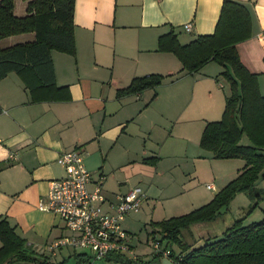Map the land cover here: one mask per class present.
I'll use <instances>...</instances> for the list:
<instances>
[{
  "label": "crops",
  "instance_id": "crops-1",
  "mask_svg": "<svg viewBox=\"0 0 264 264\" xmlns=\"http://www.w3.org/2000/svg\"><path fill=\"white\" fill-rule=\"evenodd\" d=\"M29 1L15 0L17 16L27 13ZM223 1L75 0V52L51 50L55 85L62 88L33 93L26 83V77L34 76L29 71L13 70L0 79V218L8 219L40 257L64 263V250L70 248L75 264L81 262L75 254L87 252L90 259L83 261L87 264L93 254L71 246L50 249L70 230L58 213L41 209L38 203L48 194L53 178L68 174L67 166L57 161L64 150L82 151L92 172L90 188L99 181L107 197L102 204L105 212L112 211L111 202L117 203L131 187L146 192L142 207L122 221L127 232L136 223L183 215L207 204L215 194H205L206 182L207 192L221 189L217 182H208L206 174L210 165L230 158L217 159L200 141L207 122L222 117L231 93L221 76L225 66L210 60L190 73L181 68L173 51H161L158 41L171 30L182 43L198 34L214 33ZM238 2L251 14L252 35L237 48L242 62L259 74L264 94V0ZM190 21L192 29L186 31L184 24ZM34 36L32 32L11 34L1 38L0 45L30 41ZM153 73L164 77L158 86L119 94L134 77ZM221 78L226 82L221 83ZM238 173L214 176L224 183ZM210 183L213 187L208 188ZM153 252L154 247L147 260L135 253L139 264H163L164 256L152 260ZM108 259V264H134L114 252L107 254ZM8 264L40 263L15 259Z\"/></svg>",
  "mask_w": 264,
  "mask_h": 264
},
{
  "label": "trees",
  "instance_id": "trees-1",
  "mask_svg": "<svg viewBox=\"0 0 264 264\" xmlns=\"http://www.w3.org/2000/svg\"><path fill=\"white\" fill-rule=\"evenodd\" d=\"M74 4L75 0H30L26 6L27 13L17 16L15 0H0V39L21 32L35 34L30 41H20L7 47L0 45V79L13 70L18 73L29 71L34 76L26 77V83L33 93L53 87L57 90L62 88L55 85L51 50L75 52ZM251 35L252 17L247 6L238 0H224L214 33L198 34L191 42L182 43L171 30L161 35L158 41L159 49L173 51L183 64L181 68L190 73L210 60L225 66L222 74L230 83L231 93L227 96L220 120L207 122L200 143L217 159L240 157L245 160V166L236 177L217 191L207 204L183 215L151 221L153 240L170 248V257H179V264H264V217L249 224L245 223L244 216L238 217L226 227L222 236L206 238L199 246L185 240L183 234L190 224L209 221L220 215L238 192L244 191L259 201L264 197V186H259V181L264 179V172L262 176L260 174L264 166V94L260 91L259 74L253 73L242 62L237 48V43ZM163 78L160 73L140 75L118 92L122 95L140 93L147 87L158 86ZM244 134L250 139L248 144L241 141ZM157 233L162 237L158 238ZM0 239V264H8L15 259L58 264L50 262L47 257H40L5 217L0 218ZM176 243L179 250L174 247ZM153 253L152 260L162 257L161 252ZM75 256L82 262L77 264L90 259L87 252L76 253ZM119 256L126 258L128 263L139 264L141 261L139 257L133 260L123 254Z\"/></svg>",
  "mask_w": 264,
  "mask_h": 264
},
{
  "label": "built area",
  "instance_id": "built-area-1",
  "mask_svg": "<svg viewBox=\"0 0 264 264\" xmlns=\"http://www.w3.org/2000/svg\"><path fill=\"white\" fill-rule=\"evenodd\" d=\"M193 23L184 24L186 31H191ZM264 38V34H263ZM80 148L64 150L57 161L66 165L68 174L63 178H53L48 194L39 200V208L56 212L65 223L70 233L56 239L50 249L71 246L75 250L88 249L92 258L87 264H102L108 253L123 254L130 259L138 258L130 243L129 234L122 226V221L134 210L142 207L147 194L138 186L119 195L117 203L111 202L112 211H104L102 204L107 199L101 183L98 181L90 188L92 172L86 164ZM13 157L15 153L11 154ZM210 183L208 188L213 187ZM154 252L170 258L179 264V257L171 258V250L161 242L155 241Z\"/></svg>",
  "mask_w": 264,
  "mask_h": 264
},
{
  "label": "rangeland",
  "instance_id": "rangeland-1",
  "mask_svg": "<svg viewBox=\"0 0 264 264\" xmlns=\"http://www.w3.org/2000/svg\"><path fill=\"white\" fill-rule=\"evenodd\" d=\"M223 79H225V76L221 74ZM221 78V83H225ZM229 83V82H228ZM227 91L229 89L231 90V86L229 83V86L227 87ZM243 144H248L250 142L249 138L244 135L243 140H241ZM211 160V159H210ZM212 160H217V159H212ZM221 160V159H219ZM220 162V161H219ZM218 162V163H219ZM204 166L209 167L207 163H203ZM221 165L212 164L209 167L208 173L206 174V179H208V182L210 181H215L217 184H220L218 188H223L227 182H219L217 180V177L214 176H223V174L227 173L229 174L230 172L232 173L231 175L234 176L235 172L238 173L237 170H239L242 166L245 164V160L240 157H235V159H222L220 162ZM202 167V166H201ZM240 167V168H239ZM239 168V169H238ZM264 172V166L262 167V170L260 172L261 176L262 173ZM226 174V175H227ZM237 175V174H236ZM228 177V176H227ZM229 179V178H227ZM206 183H204L203 186L206 187ZM223 184V185H222ZM223 186V187H222ZM259 186L263 187L264 186V179L262 181H259ZM205 189V194L210 193L212 196L217 192L220 191L221 189L218 190H213L210 192H207L206 188ZM208 194V196L210 195ZM207 196V195H206ZM258 199H255L251 196H249L247 193H244V191L238 192L237 195L234 197L233 200H231L222 210V213L218 215L217 217L209 220V221H200L196 224H190L189 227L185 228L183 234H184V239L189 241V242H194L195 240L201 239L199 242H196L195 244L199 246V244L203 243L205 240L208 239V237H212V235H217V236H222L224 234V231L226 227L234 222L235 219H238V217H243L244 216V221L246 224L251 223L253 220H261L264 217V197L262 200H258L259 202L254 205L255 201ZM160 208H162V204H160ZM190 210V209H189ZM187 210V211H189ZM165 213V212H164ZM136 213H133L132 216H135ZM181 214V213H180ZM171 216V215H170ZM149 222V223H148ZM147 223L146 222H141V223H136L132 228L131 231L129 232V241L133 246V251L134 253L137 254H142V256L147 260L152 257V251H153V244L154 240L153 237H151L150 233L152 232V227L150 225L151 221L149 220ZM158 238H161L162 235L160 233L157 234ZM150 236V237H149ZM206 237V238H205ZM175 249L179 250V246L174 244ZM73 250L68 248L64 250V254L67 257L66 261L60 264H75V258L72 256ZM69 254V255H68ZM105 264H108V262L111 261V259L108 260H103ZM102 261V262H103ZM112 264V263H111ZM115 264V263H113ZM120 264H125V263H120ZM134 264H137L134 262Z\"/></svg>",
  "mask_w": 264,
  "mask_h": 264
},
{
  "label": "water",
  "instance_id": "water-1",
  "mask_svg": "<svg viewBox=\"0 0 264 264\" xmlns=\"http://www.w3.org/2000/svg\"><path fill=\"white\" fill-rule=\"evenodd\" d=\"M162 263L163 264H175V263H173V261L170 258H168L166 256L162 258Z\"/></svg>",
  "mask_w": 264,
  "mask_h": 264
}]
</instances>
